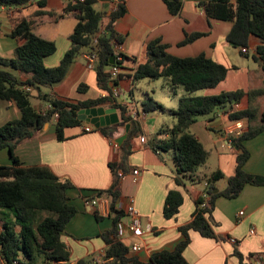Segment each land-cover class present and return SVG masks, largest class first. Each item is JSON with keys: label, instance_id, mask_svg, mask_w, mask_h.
Here are the masks:
<instances>
[{"label": "crops", "instance_id": "1", "mask_svg": "<svg viewBox=\"0 0 264 264\" xmlns=\"http://www.w3.org/2000/svg\"><path fill=\"white\" fill-rule=\"evenodd\" d=\"M39 1H44V10L53 15L46 16L38 22L34 32L56 43V53L45 60L46 67L55 68L70 49V37L77 24L72 14L64 16L68 7L64 0H35L27 8L1 9L0 57L4 59L15 57V51L23 41L13 38L11 33L22 19L38 10ZM180 1L183 4L181 12L179 15H172L163 0H125L127 11L115 24L116 31L124 37V44L117 51L137 60L136 63L125 61L121 69L124 78L119 81L121 94L116 100L128 106L132 118L140 122L142 135L139 138L135 137L127 142L131 125L124 123L121 112L116 110L119 126H107L108 136L100 131L101 128L97 130L92 124L84 122L81 127L67 129L66 140L61 142L57 138L56 121L53 119L33 138L18 144L15 149V155L24 167H46L57 177L71 182L74 186L68 196L70 202L77 207L78 213L70 221L62 237L63 242L71 250V261L68 264H78L81 260L93 264H102L106 261L104 254L107 246L101 236L112 229L109 204L108 206L100 204L95 209L88 207L86 202L106 199L100 196L99 192L106 191L112 186L113 175L109 165L119 162L125 151L131 153L127 159L129 168L127 177L120 183L119 202L126 203L130 198H134L143 225L150 224L153 229L151 233H145L141 239L133 238L130 232L125 230L124 243L129 248L134 243L141 245L142 250L138 253L130 250L131 256L138 257L142 263H149L155 253L175 250L182 241L183 236L179 228L193 220L197 200L205 189L207 182L205 178L217 171L223 173L224 178L215 184L214 192L218 193L227 188L229 178L235 175L239 150L226 134L227 127L233 124L229 122L227 109L220 110L217 118L207 123L206 128L216 133L215 147L218 143L228 142L231 154L218 152L217 165L207 167L203 173L199 171L193 179H186L183 187H179L175 182L173 162L161 158L153 150L151 141L161 128L160 118L149 117V114L143 112L142 105L140 111V106L135 101V91H139L144 101L148 96L152 97L149 91L156 84L145 80L134 85L127 77L132 75L135 65L145 60L146 50L151 42L160 40L168 46L170 54L179 58L198 57L204 54L225 66L229 70L227 78L212 89L215 92L207 95L243 91L246 96L238 104L237 111L254 112L252 119L241 120L244 125L243 134L263 125L264 70L253 58L256 48L261 43L260 40L252 36L247 49L249 54L244 56L239 48H235L227 41L234 23L210 19L200 7V4L209 0ZM115 8L112 0H96L95 9L106 16H110ZM62 16L64 17L61 18ZM52 23L55 24L53 29L46 28L42 34L36 33L40 25ZM193 34L204 36L190 44L180 45L187 35ZM86 53L87 50L82 52L62 82L52 88H42V93L73 103L102 98L105 91L99 87L95 69L87 67ZM21 80L25 81L26 78L21 77ZM140 83H145V87L139 90ZM165 83L164 81V89L167 88ZM81 85H86V89L81 91L79 89ZM165 90L171 95L169 90ZM33 99L39 101L36 104L32 102L37 111L44 112L48 108L49 103L41 101L35 91L32 93ZM102 107L113 110L109 105ZM162 113L166 115L167 111L164 110ZM19 119L21 113L14 103L0 100V128ZM87 127L91 128V132L85 131ZM120 138L125 139L119 142ZM141 138H145L146 142L142 143ZM199 140L201 141L200 138ZM114 142L119 145L118 148L114 147ZM245 146L250 153L245 171L251 175L264 176V133L246 141ZM211 157L210 152L209 160ZM11 165L9 151H0V166ZM133 169H140L142 172L137 183L131 179ZM171 191L181 192L184 201L179 213L168 220L164 215V207ZM96 212L101 216V221L96 219ZM241 212H244L243 216H240ZM212 217L218 238H205L198 232L190 231L191 243L184 252L189 264H240L239 258L234 254L236 249L242 254L244 264H256L255 256L264 255V186L247 185L235 199L218 197L214 203ZM122 222L128 225L129 218L125 215ZM251 230H255V233L251 234ZM230 239H235L237 244H232ZM0 264H3L1 259Z\"/></svg>", "mask_w": 264, "mask_h": 264}, {"label": "trees", "instance_id": "2", "mask_svg": "<svg viewBox=\"0 0 264 264\" xmlns=\"http://www.w3.org/2000/svg\"><path fill=\"white\" fill-rule=\"evenodd\" d=\"M163 1L172 15H179L183 7L180 0ZM31 3L32 0H0V10L27 8ZM95 4L96 0H86L75 5L69 4L66 8L64 16L72 14L77 24L70 37L71 47L57 67L48 68L45 65V60L56 53V43L34 32L38 22L53 15L44 10V1H39L38 10L22 19L11 33L13 38L23 41L16 49L15 57H0V100L14 103L21 113V119L0 128V151L8 150L12 159L11 166H0V259L3 264L69 263L71 250L62 237L68 224L78 213L68 196L69 191L74 189L73 184L60 179L46 167H24L15 155L18 144L33 138L45 125L51 123L55 113L59 114L56 121L57 138L61 142L65 141L67 129L85 124L78 119L80 111L105 105L120 111L123 122L131 125L127 142L142 135L140 122L132 118L128 106L118 103L115 98L73 103L42 93V88H52L62 82L85 50L98 57L95 71L99 87L103 91L110 90L111 69L114 66L123 69L126 60L136 63L135 58H128L113 46L114 43L120 46L124 44V37L116 31L115 24L127 11L125 0L110 16L97 11ZM200 7L210 19L234 23L227 41L235 48L248 49L251 37H257L261 43L253 58L264 70V0H209L200 4ZM203 36L204 34L187 35L180 45L190 44ZM241 54L247 56L242 52ZM112 56L115 57V65L110 64ZM228 72L225 66L204 54L191 58L173 56L168 52V46L157 40L148 45L145 60L138 65L136 72L127 76L134 85L145 80H164L171 95L177 97L180 90L185 93L179 99L177 109L170 110L175 125L172 128H161L151 141L153 150L161 158L173 162L175 182L179 187L184 186L186 179H193L210 157V152L191 132L198 117L208 116L209 123L224 109L228 110L231 123L254 117L251 110H235V105L241 103L246 96L241 90L222 92L219 95H197L199 92L215 89L225 81ZM21 77L26 80L22 81ZM123 78L120 74L115 82L119 83ZM86 87L81 85L79 89L82 91ZM33 91L38 93L41 101L51 104L52 109L46 113L37 111L32 104ZM142 109L145 114L165 110L151 96L143 101ZM262 122L261 127L233 139L239 153L235 175L229 178L227 188L222 192H214L215 184L224 178L220 171L205 178L211 186L210 208H201L202 200L198 199L193 220L179 228L182 241L173 251L153 254L149 263H142L138 257L131 256L128 245L118 240V224L126 215L118 209L122 182L119 172L128 173L127 159L131 152L125 151L119 162L110 164L112 186L99 192L100 196L109 200V215L112 220V229L101 236L107 246L104 264H189L184 252L191 243L190 231L198 232L205 238L217 239L212 217L215 200L218 197L235 199L247 185L264 186V176L251 175L245 171V165L250 159L245 142L264 133V116ZM100 131L105 136L109 135L108 127H103ZM183 201L181 192L171 191L165 201V218H174ZM95 216L98 221L102 220L98 212ZM234 254L239 258L240 264H244L243 256L237 249ZM78 264L93 263L81 260Z\"/></svg>", "mask_w": 264, "mask_h": 264}, {"label": "built area", "instance_id": "3", "mask_svg": "<svg viewBox=\"0 0 264 264\" xmlns=\"http://www.w3.org/2000/svg\"><path fill=\"white\" fill-rule=\"evenodd\" d=\"M35 0H32V2ZM66 4H72L75 5L77 3H83L86 0H64ZM113 3L115 4V11L118 10V6L123 2V0H112ZM3 9V8H2ZM97 42V39L95 40V44ZM114 48L116 50H119L121 48L120 45H117L114 43ZM241 52L245 55L249 54V51L247 49H241ZM85 62L86 65L89 69H95L96 68V64L98 63V57L95 53H86L85 54ZM115 65V64H114ZM138 65H135L133 67L132 70V75L136 72ZM111 73H112V80L110 82V90L109 91H105L104 94L102 95V98H108V97H112V98H119L120 94H121V88L119 86V83H116L115 81L118 80V76L121 74V68L118 66H114L111 69ZM239 107L238 104L235 105V110H237ZM52 109V105L49 104L48 108L44 111V113H46L48 110ZM134 117V116H133ZM137 116H135L136 118ZM59 118V114L55 113L53 119L55 121H57V119ZM243 129H244V125L243 122L237 121L235 123H233L232 125L228 126L226 129V134L227 136H229L231 138V140L240 137L241 135H243ZM86 132H91V128L87 127L85 128ZM141 142L145 143L146 139L145 138H141ZM232 143V141H231ZM114 147L118 148L119 145L114 142ZM232 146V145H231ZM128 174V173H127ZM127 174L124 172H119V177L121 179V181H123L126 177ZM141 170L140 169H133L131 171V179L134 183H137L141 177ZM199 199L202 200V204H201V208H210L211 206V199H212V195H211V186L209 184V182L205 183V189L204 191L200 194ZM106 204L108 206L109 204V200L108 199H104V200H100V199H93L91 201H87L86 205L88 207L91 208H97L100 206V204ZM118 209L121 211H124L126 216L129 218V223L128 225H125L123 222H120L118 224V240L124 242V236H125V230H128L130 232V234L132 235L133 238L136 239H141L145 233H151L153 231L152 226L150 224H146L143 225L142 221H141V216L139 214V211L136 208L135 205V199L134 198H130L126 203H122V202H118ZM244 212L240 213V216H243ZM255 230H251V234H254ZM230 242L232 244H237V241L235 239H230ZM132 252L134 253H138L142 250V247L140 244L134 243L131 248ZM106 256V254H104V257ZM255 263L256 264H264V255L259 254L257 256H255L254 258ZM105 262H103L102 264H104ZM62 264H68V263H62Z\"/></svg>", "mask_w": 264, "mask_h": 264}, {"label": "rangeland", "instance_id": "4", "mask_svg": "<svg viewBox=\"0 0 264 264\" xmlns=\"http://www.w3.org/2000/svg\"><path fill=\"white\" fill-rule=\"evenodd\" d=\"M55 26V24H44V25H40L39 27H37L36 29V33H43V30H45L46 28L49 29H53ZM145 83H140L138 84V88L139 90L141 88H144ZM152 84H156L154 86H152V88L150 89L149 93L152 95V97L159 102L160 104H162L165 108V110L167 111L166 115L165 113L163 114L162 111H158L156 113H152L149 114V117H157L160 118V122H161V128H172L175 125V120L173 119V117L170 114V110L171 109H177L178 107V101L181 97L184 96V91L180 90L178 96H173V95H168V92L165 90L168 88H163V84H164V80H160V81H156V82H152ZM165 87L166 83H165ZM211 92H215V91H202L199 92L197 95L199 96H203V95H207V93H211ZM166 95V97H165ZM135 101L139 104L140 106V111H141V105L143 103V98L140 95L139 91H135ZM33 104L38 103L39 101L33 99L32 100ZM142 113V112H141ZM207 121H208V116H200L197 118V123L192 127L191 132L195 135H197L201 141L204 143L206 149L208 151L211 152V159L208 160L207 164L200 169V172H205L207 167H213L216 166L218 163V152L221 154H227L230 155L231 151L229 150V145L228 142H223V143H218L216 144L215 147V141H217V136L215 135L216 133L213 131H209L206 128L207 125ZM160 128V129H161Z\"/></svg>", "mask_w": 264, "mask_h": 264}, {"label": "water", "instance_id": "5", "mask_svg": "<svg viewBox=\"0 0 264 264\" xmlns=\"http://www.w3.org/2000/svg\"><path fill=\"white\" fill-rule=\"evenodd\" d=\"M110 64H115V57L112 56ZM78 119L92 124L95 129L99 130L103 127L119 126V117L116 114V110H106L105 108H89L80 111ZM114 136V135H112ZM125 138H120L118 141L122 142Z\"/></svg>", "mask_w": 264, "mask_h": 264}]
</instances>
